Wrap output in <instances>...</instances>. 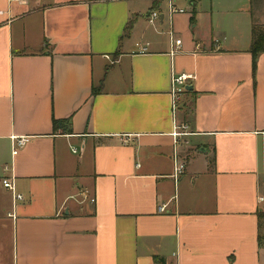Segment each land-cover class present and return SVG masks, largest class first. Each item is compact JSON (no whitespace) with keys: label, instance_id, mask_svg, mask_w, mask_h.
<instances>
[{"label":"crops","instance_id":"crops-1","mask_svg":"<svg viewBox=\"0 0 264 264\" xmlns=\"http://www.w3.org/2000/svg\"><path fill=\"white\" fill-rule=\"evenodd\" d=\"M256 24L264 0H0V264H264Z\"/></svg>","mask_w":264,"mask_h":264},{"label":"built area","instance_id":"built-area-1","mask_svg":"<svg viewBox=\"0 0 264 264\" xmlns=\"http://www.w3.org/2000/svg\"><path fill=\"white\" fill-rule=\"evenodd\" d=\"M171 10L172 12H183L182 9H178L175 7V5H171ZM153 17L156 18L157 17V14L154 13L153 14ZM174 43L176 44H180V41H175L174 40ZM193 76L190 75V74H187V73H182V74H179V75H174L173 78H172V94H173V106H174V109L177 107V101L179 99V97L184 93L186 92V86L188 84V81L190 79H192ZM190 131H189V128L186 124H176L175 126V129H174V132H173V136L176 137V138H182L184 136H188L190 135ZM28 141L27 138L25 137H22V138H18L16 139V146H14V149H13V155H16L18 152H19V149L24 146L26 144V142ZM174 170H173V178L175 179L176 182L179 181V179L181 178V176L183 175L184 171H185V163L180 160V158L178 157V155L175 153L174 154ZM3 185L5 188L11 190L15 196V198L17 200H21L23 198V195L20 194V193H17L15 191V184L13 182V179H3ZM87 194V193H85Z\"/></svg>","mask_w":264,"mask_h":264},{"label":"trees","instance_id":"trees-1","mask_svg":"<svg viewBox=\"0 0 264 264\" xmlns=\"http://www.w3.org/2000/svg\"><path fill=\"white\" fill-rule=\"evenodd\" d=\"M250 52L254 57V65L256 64L257 58L261 53H264V25H253L252 27V42L250 46ZM58 121L54 122L57 127ZM259 218V242L264 240V211L258 212ZM157 264H163L162 259L157 260Z\"/></svg>","mask_w":264,"mask_h":264},{"label":"rangeland","instance_id":"rangeland-1","mask_svg":"<svg viewBox=\"0 0 264 264\" xmlns=\"http://www.w3.org/2000/svg\"><path fill=\"white\" fill-rule=\"evenodd\" d=\"M192 156H195V154H193ZM202 159V158H201ZM201 162V161H200Z\"/></svg>","mask_w":264,"mask_h":264}]
</instances>
